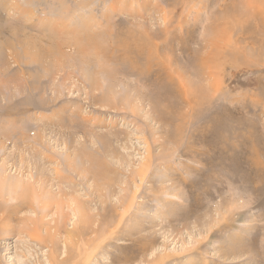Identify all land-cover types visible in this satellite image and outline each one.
I'll return each mask as SVG.
<instances>
[{
    "label": "rangeland",
    "instance_id": "rangeland-1",
    "mask_svg": "<svg viewBox=\"0 0 264 264\" xmlns=\"http://www.w3.org/2000/svg\"><path fill=\"white\" fill-rule=\"evenodd\" d=\"M247 1L42 0L70 17L30 32L45 49L24 62L0 19V182L47 202L0 184V264H264V2Z\"/></svg>",
    "mask_w": 264,
    "mask_h": 264
},
{
    "label": "bare ground",
    "instance_id": "bare-ground-1",
    "mask_svg": "<svg viewBox=\"0 0 264 264\" xmlns=\"http://www.w3.org/2000/svg\"><path fill=\"white\" fill-rule=\"evenodd\" d=\"M41 1L42 0H0V19L2 20V22H3V24H5V29L9 32V33H11L12 35H13V40H15V41H18L19 42V46L17 47V48H19L20 49V51H18L17 49H16V54L18 55L17 57H19V60H23V62L26 60V59H28V58H31V57H33V59H34V57H36V56H39V55H32L30 52H28V49H29V51L30 50H35L36 51V53H40L42 50H44L45 49V47L42 45L41 47L38 45V43H36V40H39L40 38L38 37V39H36L37 37H32L31 35H29L30 34V32L32 33V32H37L38 34H42L43 35V38L42 39H47L48 38V40L50 39V41L51 40H53L54 38H53V35H59V31H58V26L57 25H59V27L60 26H66V25H64L63 23H60V21L57 19V16H59V17H61V18H63V19H65V20H67L69 17H70V14L68 13L69 11H70V7H68V6H64V5H66L64 2H62L61 3V5L62 6H64L63 7V11H62V13H61V15H60V13H58V11H59V9H58V7H57V14L56 15H54V16H48L46 13H45V11H46V9H44V8H41L40 7V3H41ZM93 2V1H92ZM119 2V1H118ZM250 2H252L251 4H250ZM264 2V0H261V1H259V0H249V1H247V3L249 4V5H254L255 6V8H256V10H261L260 9V7H258V4H260V3H263ZM258 3V4H257ZM86 7H89V4H87V6ZM83 9H85V8H83ZM115 9V8H114ZM39 11H42L43 12V16H42V19L41 18H39V16H38V14H39ZM112 11H113V8H112ZM50 12H53V10H50ZM60 12V11H59ZM163 12V15L165 14V17L163 16V18L165 19L166 18V13L164 12V11H162ZM166 12H168V11H166ZM261 12V11H260ZM161 15V14H160ZM104 16V15H103ZM35 19V21H33ZM94 20V19H93ZM166 20V19H165ZM96 22V21H95ZM165 22V21H164ZM169 22V21H168ZM86 23H88V22H86ZM166 23V22H165ZM89 24V23H88ZM87 24V25H88ZM3 33V30H2V28H0V34H2ZM38 34L36 35V36H38ZM34 35V36H35ZM41 35V36H42ZM152 38V37H151ZM42 39H40V40H42ZM24 41V43H25V46H20V44H21V41ZM80 41V40H79ZM35 42V43H34ZM44 42H46V41H44ZM222 42V41H221ZM50 43V42H49ZM43 44V43H42ZM50 45V44H49ZM77 45H79V43H77ZM5 46H6V44H5ZM208 46V45H207ZM12 47V46H11ZM47 48H48V46H46ZM7 48V47H6ZM9 48V47H8ZM14 49V48H13ZM80 49H81V51H82V48L80 47ZM7 51V50H6ZM10 53H11V51H10ZM211 54V53H210ZM10 56V55H9ZM42 56V55H41ZM65 56V55H64ZM16 57V58H17ZM203 57V56H202ZM207 57V56H206ZM14 58V57H13ZM211 58V57H210ZM212 60V59H211ZM202 61H204V60H202ZM209 61V60H208ZM213 61V60H212ZM34 62V61H33ZM39 62V61H38ZM37 62V63H38ZM213 63V62H212ZM39 65V64H38ZM209 65H210V63H209ZM208 65V66H209ZM20 162V161H19ZM147 163V162H146ZM143 166H145V164L143 165ZM145 170H146V166H145V168H144ZM142 171H144V170H142ZM141 172V171H140ZM139 172V173H140ZM141 174V173H140ZM143 174H144V172H143ZM142 174V175H143ZM146 175V173L143 175V176H145ZM19 181V180H18ZM23 181V180H22ZM0 184L2 185V186H4L6 189H7V191L8 192H14L15 194H16V196H17V194H18V190L19 189H21V191H20V193H22L21 194V196H23V199L25 200H29L28 202H29V205H30V208L32 209V210H35V208H36V206L38 205L39 206V204H41L42 203V206L44 207L46 204L45 203H47V202H45V201H42V200H40V198L42 197V196H39V201L37 202L36 200H35V192H34V188H33V184H28V185H26V186H23V184H24V182H23V184H21V181H20V183H18L17 182V180H15V179H12V178H7V180H2L1 182H0ZM27 184V183H26ZM34 184H35V182H34ZM5 191V190H4ZM1 192V191H0ZM14 194V195H15ZM2 195V194H1ZM5 195V194H4ZM14 195H13V197H14ZM19 196V195H18ZM5 198H6V196H5ZM8 198V197H7ZM18 199H20V198H16V200H17V202H18ZM41 199H43V198H41ZM49 200V199H48ZM13 201H14V199H13ZM130 202V201H129ZM21 203V202H20ZM27 204V203H26ZM50 204V203H49ZM13 205H15V207L18 205L17 203H15V204H13ZM23 205V204H22ZM132 205H134V202L132 203H130L129 205H128V208L130 209V208H132L133 206ZM132 206V207H131ZM13 207V206H12ZM20 206H18V208H19ZM40 207V206H39ZM23 208V207H22ZM1 209H3V207H1ZM126 209V208H125ZM129 209H126V211H128ZM4 211H3V213H2V215L0 216V219H1V221H3V220H5V217L7 218L8 216H10V213H6V211H7V208H4L3 209ZM19 210H21V208L19 209ZM74 211L73 212H76V211H78L79 213H81L82 214V210L80 209V207H78V208H74L73 209ZM13 211H15V209H13ZM39 212V211H38ZM43 212V211H42ZM122 213V212H121ZM129 213V212H128ZM75 215H76V213H74ZM84 214V213H83ZM79 216V215H78ZM122 216V215H121ZM39 217V216H38ZM78 218V217H77ZM84 219H86V217L84 218ZM83 218H81V223H85L86 224V221L84 220ZM120 220V219H119ZM27 221L28 222H30L31 224H27ZM122 221V220H121ZM121 221H120V223H121ZM24 222H26V225H25V228L23 229L24 231H26V233H28V235L30 236V237H35V239H36V241L38 240L39 241V243L41 242V241H44V238H42L41 237V234H39V232H37L38 230H37V224L35 223V220L34 219H32L31 217L30 218H28L26 221L24 220ZM2 223V222H1ZM4 224V223H3ZM33 224V228L34 229H30V225H32ZM57 225V224H56ZM118 225V224H117ZM77 227V226H76ZM75 227V228H76ZM106 227L107 228H109L107 225H106ZM21 228H23V227H21ZM75 228L72 230V235H73V232L74 231H76L75 230ZM81 228V227H80ZM79 228V231L81 230ZM105 228V227H104ZM116 228H117V226H116ZM119 228V227H118ZM6 229V228H5ZM4 229V230H5ZM7 230V229H6ZM18 230V229H17ZM23 230H21V231H23ZM89 230V229H88ZM95 230V229H94ZM106 230V229H105ZM116 229L114 228V231H115ZM8 231V230H7ZM15 231V230H14ZM78 231V232H79ZM83 231V230H82ZM110 231V230H109ZM93 232V231H92ZM22 233V232H21ZM25 233V234H26ZM47 233V232H46ZM74 233H76V232H74ZM82 233H84V231L82 232ZM81 233V234H82ZM106 233V232H105ZM110 233V232H109ZM108 233V234H109ZM116 233V232H115ZM24 234V233H23ZM80 234V235H81ZM101 234V233H100ZM112 234H114V232H112L111 233V235ZM75 235V234H74ZM106 235V234H105ZM23 236V235H22ZM28 236V237H29ZM77 236H79L78 234H77ZM26 237V236H25ZM70 237V236H69ZM104 238H105V236H104ZM83 238H80V240H82ZM236 239V238H235ZM47 241V240H46ZM97 241V240H96ZM236 243H238V242H236ZM44 244V243H43ZM85 244V243H84ZM227 245V244H226ZM234 245V244H233ZM228 248V247H227ZM47 249V248H46ZM54 249V248H53ZM187 249V248H186ZM91 250V249H90ZM55 252V251H54ZM82 252V251H81ZM50 255V254H49ZM81 255H82V253H81ZM84 256V255H83ZM60 259V258H59ZM162 261H164V260H162ZM159 262H160V260L158 261V260H156L155 262H154V264H159ZM49 263L50 264H63V263H68L67 262V260L66 261H58L57 262V260H56V255H54L53 253H51V255H50V260H49ZM86 263V261H84V262H82V264H85ZM163 264H164V262H162Z\"/></svg>",
    "mask_w": 264,
    "mask_h": 264
}]
</instances>
